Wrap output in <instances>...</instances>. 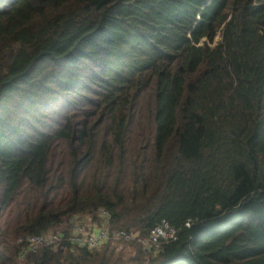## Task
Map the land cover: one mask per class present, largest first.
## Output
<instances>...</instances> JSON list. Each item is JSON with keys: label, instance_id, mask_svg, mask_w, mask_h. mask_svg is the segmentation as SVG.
<instances>
[{"label": "trees", "instance_id": "1", "mask_svg": "<svg viewBox=\"0 0 264 264\" xmlns=\"http://www.w3.org/2000/svg\"><path fill=\"white\" fill-rule=\"evenodd\" d=\"M102 210L20 264H264V0H0V264Z\"/></svg>", "mask_w": 264, "mask_h": 264}, {"label": "built area", "instance_id": "2", "mask_svg": "<svg viewBox=\"0 0 264 264\" xmlns=\"http://www.w3.org/2000/svg\"><path fill=\"white\" fill-rule=\"evenodd\" d=\"M101 218L109 219V212L101 211ZM80 221V220H79ZM77 221L69 233L47 232L41 235H28L20 237L17 243L21 245V251L18 262L23 261L30 253H37L43 247H57L63 242L87 247L88 249H100L104 245L114 240H123L127 242H137L142 245L143 249H159L164 241L176 239L177 229L166 219H161L147 237L141 236L138 232H131L125 229L112 230L110 227L102 226L97 222L92 224H81ZM190 226V223L187 222Z\"/></svg>", "mask_w": 264, "mask_h": 264}, {"label": "rangeland", "instance_id": "3", "mask_svg": "<svg viewBox=\"0 0 264 264\" xmlns=\"http://www.w3.org/2000/svg\"><path fill=\"white\" fill-rule=\"evenodd\" d=\"M101 222H102V226L110 227V225H109V223H108L106 218H104V219L101 218ZM78 223L88 225L89 217L85 216ZM97 224L99 225L100 223L97 222ZM51 232H60V231H51ZM14 242L16 244V240ZM132 243H134V242H132V241L127 242V241H123V240H117V241L114 240V241H112V245L117 247V252H120L121 250H123L125 253H131V252L134 251V246L135 245H133ZM135 243L139 244L140 242L139 243L135 242ZM4 247H5V244L0 242V248H4ZM30 254H32V253H30ZM16 262L18 264H20V262H18V260Z\"/></svg>", "mask_w": 264, "mask_h": 264}, {"label": "crops", "instance_id": "4", "mask_svg": "<svg viewBox=\"0 0 264 264\" xmlns=\"http://www.w3.org/2000/svg\"><path fill=\"white\" fill-rule=\"evenodd\" d=\"M96 222L92 221L91 218H89V223L88 224H92L94 225Z\"/></svg>", "mask_w": 264, "mask_h": 264}]
</instances>
